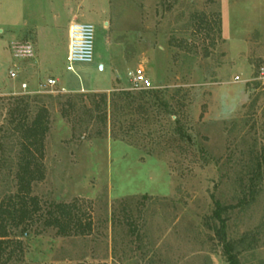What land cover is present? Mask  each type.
Masks as SVG:
<instances>
[{"label":"rangeland","instance_id":"1","mask_svg":"<svg viewBox=\"0 0 264 264\" xmlns=\"http://www.w3.org/2000/svg\"><path fill=\"white\" fill-rule=\"evenodd\" d=\"M51 2L0 0V208L19 193L25 140L11 113L26 105L27 123L46 110L49 127L28 198L41 215L75 205L92 230L59 236L41 216L27 237L11 229L14 255L0 264H230L229 249L238 264H264V0H57L96 28L93 63L66 72L59 57L67 90L41 88L24 62L9 78V29L25 7L50 15ZM109 46L123 61L115 74ZM140 68L148 91L132 90ZM116 74L113 91L81 88ZM216 202L229 208L225 240Z\"/></svg>","mask_w":264,"mask_h":264},{"label":"trees","instance_id":"2","mask_svg":"<svg viewBox=\"0 0 264 264\" xmlns=\"http://www.w3.org/2000/svg\"><path fill=\"white\" fill-rule=\"evenodd\" d=\"M19 100L21 99H18V101ZM19 104L22 105L21 102H19ZM26 112L27 108L25 105L23 108L17 106L11 113L18 118L16 119L17 124L15 126V131L22 134L25 142L22 146V157L20 159V169L18 172L20 183L19 193L13 198L14 200H10L13 201L12 207L8 205L6 208H0V260H2L4 256H7L6 262L10 261L14 255V252L7 253L12 243H15L9 239L11 229H20L23 236L27 237L29 236L31 226L28 224L34 223L38 218L41 219V216L45 219V226L56 229L59 236H69L70 234L85 236L92 230V225H90V223L83 224L75 205L64 203L51 204L44 212V217L43 213L42 215L40 214L43 210L39 206L38 200L36 198H28L32 181L35 180L33 176L35 165H37L35 150H38V145L42 146L43 138L49 131V127L48 123L45 121L46 110L38 113L31 123L26 122ZM228 209L229 208L222 207L219 202H216L214 217L221 223L218 234L223 240L226 239V221L222 219V213ZM16 243L17 251L23 253L22 242L16 241ZM230 251L229 249V263L238 264L237 258L232 255Z\"/></svg>","mask_w":264,"mask_h":264},{"label":"crops","instance_id":"3","mask_svg":"<svg viewBox=\"0 0 264 264\" xmlns=\"http://www.w3.org/2000/svg\"><path fill=\"white\" fill-rule=\"evenodd\" d=\"M61 0H58V2ZM57 0H52V8L49 10L50 15H44L38 13L35 17L32 11L24 9L22 16V23L17 25V22L13 24V27L9 29V34L13 37V43L15 42H30L35 47V58L32 61H24L28 66V74H32L29 78L40 79L42 76V83H46L50 79L57 81V86L60 85L61 89L72 88L71 82L73 78L68 76L64 72L60 71L58 60L64 55L65 57V70L67 69V56L69 49V29L70 26L75 23V20L79 16V7L77 4H61L59 5ZM62 3V2H61ZM49 17V19H47ZM42 19L41 22H39ZM30 31H33L34 35H28ZM30 36L32 38L26 41L20 40V38H26ZM110 49V67L112 73L118 72V68H123V61L117 58L114 54L115 49L109 46ZM27 62V63H26ZM104 69V68H103ZM102 69V70H103ZM27 74V75H28ZM29 74V75H30ZM112 76V75H110ZM20 78V77H19ZM123 77L121 74H116L111 78V86L103 87L100 84L93 88H87L82 86V90L92 92H110L113 91L115 86L120 83L123 84ZM31 79V82L23 81L22 84L26 83L28 87H32L35 81ZM35 79V80H37ZM40 81H36V86L40 85ZM73 89V88H72Z\"/></svg>","mask_w":264,"mask_h":264},{"label":"built area","instance_id":"4","mask_svg":"<svg viewBox=\"0 0 264 264\" xmlns=\"http://www.w3.org/2000/svg\"><path fill=\"white\" fill-rule=\"evenodd\" d=\"M95 38L96 28L91 23H73L70 26L66 67L68 72H74L75 64L93 63L95 59ZM10 51L15 63L9 71V78L11 80H16L19 77L18 62L34 59L36 54L35 47L30 42H15L12 43ZM128 76L133 91H148L152 88V84L142 68L130 72ZM56 86L57 81L54 79H50L46 83L40 85L43 89L54 88ZM21 87L23 90L22 95L30 94L26 83L22 84Z\"/></svg>","mask_w":264,"mask_h":264}]
</instances>
